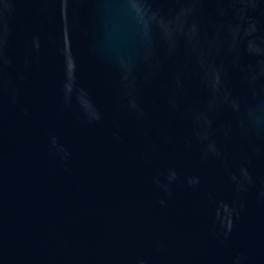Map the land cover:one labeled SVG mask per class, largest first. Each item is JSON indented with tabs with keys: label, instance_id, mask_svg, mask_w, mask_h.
<instances>
[{
	"label": "water",
	"instance_id": "95a60500",
	"mask_svg": "<svg viewBox=\"0 0 264 264\" xmlns=\"http://www.w3.org/2000/svg\"><path fill=\"white\" fill-rule=\"evenodd\" d=\"M0 264H264V0H0Z\"/></svg>",
	"mask_w": 264,
	"mask_h": 264
}]
</instances>
